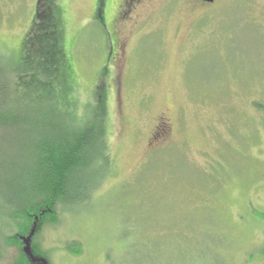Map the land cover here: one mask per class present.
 <instances>
[{"label":"rangeland","instance_id":"374dc122","mask_svg":"<svg viewBox=\"0 0 264 264\" xmlns=\"http://www.w3.org/2000/svg\"><path fill=\"white\" fill-rule=\"evenodd\" d=\"M36 1L0 0L1 65L22 60ZM98 1L56 8L78 114L107 73L110 162L41 227L31 264H264V0H140L130 19L125 0ZM6 183L1 236L20 230ZM1 236L0 264H19Z\"/></svg>","mask_w":264,"mask_h":264},{"label":"trees","instance_id":"16d2710c","mask_svg":"<svg viewBox=\"0 0 264 264\" xmlns=\"http://www.w3.org/2000/svg\"><path fill=\"white\" fill-rule=\"evenodd\" d=\"M56 2L36 1L33 23L22 42V60L18 54L0 64V184L7 181L9 212L4 213H14L12 219H18L20 229L0 236L6 246L19 247V264H31L38 255L44 259L37 250L41 227L58 226L61 211L90 199L110 162L107 73L101 71L78 114L75 104L80 97L74 94L72 76L65 72L70 65L63 63ZM103 3L98 1L99 14ZM68 249L81 253L76 243Z\"/></svg>","mask_w":264,"mask_h":264},{"label":"flooded vegetation","instance_id":"af4514ba","mask_svg":"<svg viewBox=\"0 0 264 264\" xmlns=\"http://www.w3.org/2000/svg\"><path fill=\"white\" fill-rule=\"evenodd\" d=\"M138 1H140V0H125L124 1V5H126V10H124L122 13V16L124 17V19L132 18L133 13H131V12H132L133 8L135 7L134 4H136V2H138ZM199 1L201 3L204 2L203 0L202 1L199 0ZM206 3H208V2H206ZM148 20H149V16L143 20V22H145V24L140 25V26H142L141 31L147 27ZM157 124H158V126H157L158 130H156L154 132V134L155 135L157 134L158 137H159V134L163 135V134H168L170 132L172 125L169 123L168 119L162 118L161 121H159V123H157Z\"/></svg>","mask_w":264,"mask_h":264},{"label":"water","instance_id":"95a60500","mask_svg":"<svg viewBox=\"0 0 264 264\" xmlns=\"http://www.w3.org/2000/svg\"><path fill=\"white\" fill-rule=\"evenodd\" d=\"M202 1V0H201ZM204 2H208V3H213V0H203ZM27 244H26V249L28 248V240H27V242H26Z\"/></svg>","mask_w":264,"mask_h":264}]
</instances>
